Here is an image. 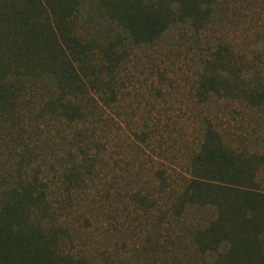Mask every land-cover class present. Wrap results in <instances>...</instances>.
<instances>
[{"label":"rangeland","instance_id":"obj_1","mask_svg":"<svg viewBox=\"0 0 264 264\" xmlns=\"http://www.w3.org/2000/svg\"><path fill=\"white\" fill-rule=\"evenodd\" d=\"M8 3L0 0V11ZM218 14L203 33L183 26L158 44L128 48L117 77L119 103L86 112L83 120L47 112L65 84L37 71L24 78V101L0 113V203L18 181L36 175L66 198L69 185L62 183L70 178L72 204L60 219L68 232L63 249L74 257L88 264H209L191 244L216 211L194 207L175 217L169 203L187 175L204 118L214 117L213 126L237 153L254 156L251 187L264 195V105L223 98L203 106L195 98L202 63L221 43L244 57L250 86L264 88V0H230ZM112 27L102 3L84 2L76 27L83 41L108 45ZM86 85L89 93L75 98L88 110ZM77 178L84 181L75 185ZM263 219L256 215L254 224L261 226L264 253Z\"/></svg>","mask_w":264,"mask_h":264},{"label":"trees","instance_id":"obj_2","mask_svg":"<svg viewBox=\"0 0 264 264\" xmlns=\"http://www.w3.org/2000/svg\"><path fill=\"white\" fill-rule=\"evenodd\" d=\"M86 1L7 0L0 11L1 114L13 112L24 101L19 85L36 71L47 73L51 83L55 80L66 85L46 106L47 112H60L72 121L87 118L86 112H104L105 107L120 101L123 84L117 77L129 56L128 48L158 44L173 28L188 26L203 33L222 14L218 12L224 13L230 0H98L107 10L115 33L108 45L98 47L94 46L97 40L83 41L76 30ZM232 47L228 43L217 45L202 63L195 94L199 105L208 106L223 98L252 107L264 105V88L250 86L244 57ZM86 82L92 90L88 110L75 98L89 93ZM213 119L202 121L201 137L186 164L187 175L172 189L169 203L175 217L194 207L216 211L206 228L196 230L191 244L209 256V264H264L257 235L261 226L254 224L256 215L264 216V195L251 187L256 159L231 148L213 126ZM83 181L77 178L74 184ZM49 182L36 175L18 181L4 193L0 203V264H88L82 256L76 258L63 249L68 232L60 218L72 204L71 179L62 183L69 185L68 196L59 194V199Z\"/></svg>","mask_w":264,"mask_h":264}]
</instances>
